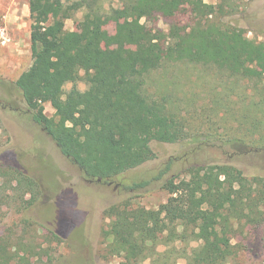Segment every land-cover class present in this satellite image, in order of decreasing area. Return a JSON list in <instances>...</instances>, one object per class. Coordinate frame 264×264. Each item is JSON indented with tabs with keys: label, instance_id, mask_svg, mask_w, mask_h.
I'll return each mask as SVG.
<instances>
[{
	"label": "trees",
	"instance_id": "16d2710c",
	"mask_svg": "<svg viewBox=\"0 0 264 264\" xmlns=\"http://www.w3.org/2000/svg\"><path fill=\"white\" fill-rule=\"evenodd\" d=\"M57 1L28 0L32 63L15 84L32 120L84 178L114 182L154 157L151 141L177 143L189 136L184 120L171 108L172 97L145 91L147 77L167 63L215 68L228 79L251 83L260 98L244 106L249 113L264 109V74L255 68L264 66V42L248 39L242 29L221 20L230 15L231 0L214 5L203 0H118L120 5L108 10L98 0ZM184 11L192 17L188 28L173 22ZM77 12L87 28L66 31L64 21ZM151 17L168 20L167 32L142 22ZM110 21L116 24L118 49L101 48L102 27ZM125 44L133 49L122 50ZM79 81L86 83L85 91L77 89ZM68 83L72 87L64 91ZM44 103L54 110L53 118L44 114ZM246 113L241 123L264 130V118ZM249 130L244 138L253 136ZM257 142L263 149L264 137ZM171 165L167 161L153 178L126 186L137 192L162 180L169 198L157 209L133 206L126 199L104 210L106 255L119 257L120 264H169L176 254L186 264H227L236 255L230 243L235 223L264 229V175L246 177L232 165L212 164L192 166L187 179H164ZM0 183L22 189V201L30 191L27 205L39 193L37 183L16 167L0 165ZM190 241L198 245L189 252L177 249L176 242ZM9 257L2 245L0 264H9ZM19 264L31 263L21 257Z\"/></svg>",
	"mask_w": 264,
	"mask_h": 264
},
{
	"label": "rangeland",
	"instance_id": "374dc122",
	"mask_svg": "<svg viewBox=\"0 0 264 264\" xmlns=\"http://www.w3.org/2000/svg\"><path fill=\"white\" fill-rule=\"evenodd\" d=\"M203 1L212 5L217 2ZM98 2L104 10L120 5L118 0ZM231 3L230 15L221 20L242 29L248 39L264 42V0H231ZM53 8L47 10L50 18ZM142 22L163 33L167 32L169 23L163 17ZM173 22L188 28L192 17L184 11ZM115 25V21H110L102 27L101 48L120 46L114 36ZM64 28L66 31L87 28L82 12L65 20ZM0 29L6 39L4 43L0 39V165L18 168L37 183L39 190L35 200L27 205L24 201L30 200V191L22 201V189L2 185L6 178L0 183V247L3 245L9 253V264H19L21 257L31 264H120L119 257L107 256L104 249L101 231L108 219L103 212L126 199L133 206L148 210L165 203L169 195L161 188L162 180L153 181L137 192L128 191L126 186L132 181L153 178L167 161L172 165L164 179L173 175H178L177 180L187 179L192 166L212 164L232 165L246 177L264 175V148L259 149L257 142L264 137V130L254 131L249 124L241 123L248 107L244 105L250 99L260 98L252 84L228 79L215 68L167 63L147 77L145 91L152 97L161 93L172 97L171 108L184 120L189 136L177 143L151 141L149 146L154 157L122 173L114 182L84 178L46 131L32 120L15 84L32 63L28 0H0ZM131 49L130 45L122 46L124 51ZM255 68L264 74V66ZM75 85L79 91L87 89L84 81ZM71 87L70 83L65 84L64 91ZM43 107L44 114L53 118L50 104L44 103ZM263 110L246 114L262 120ZM248 129L254 134L244 138ZM241 137L243 142H234ZM10 186L15 187V182ZM230 243L235 246L236 255L227 264H264L263 226L235 223ZM197 245L194 241L176 242L177 249L188 252ZM157 248L163 250L161 246ZM169 264H186V261L176 254Z\"/></svg>",
	"mask_w": 264,
	"mask_h": 264
},
{
	"label": "built area",
	"instance_id": "2783aa9c",
	"mask_svg": "<svg viewBox=\"0 0 264 264\" xmlns=\"http://www.w3.org/2000/svg\"><path fill=\"white\" fill-rule=\"evenodd\" d=\"M0 39L3 41V43L6 41L5 35L1 29H0Z\"/></svg>",
	"mask_w": 264,
	"mask_h": 264
},
{
	"label": "water",
	"instance_id": "95a60500",
	"mask_svg": "<svg viewBox=\"0 0 264 264\" xmlns=\"http://www.w3.org/2000/svg\"><path fill=\"white\" fill-rule=\"evenodd\" d=\"M96 181H97V182H101V179H97Z\"/></svg>",
	"mask_w": 264,
	"mask_h": 264
}]
</instances>
